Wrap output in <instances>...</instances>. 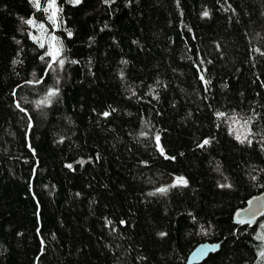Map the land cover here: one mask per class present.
Here are the masks:
<instances>
[{"label":"trees","instance_id":"obj_1","mask_svg":"<svg viewBox=\"0 0 264 264\" xmlns=\"http://www.w3.org/2000/svg\"><path fill=\"white\" fill-rule=\"evenodd\" d=\"M49 1L0 0V264H264V0Z\"/></svg>","mask_w":264,"mask_h":264},{"label":"water","instance_id":"obj_2","mask_svg":"<svg viewBox=\"0 0 264 264\" xmlns=\"http://www.w3.org/2000/svg\"><path fill=\"white\" fill-rule=\"evenodd\" d=\"M264 215V188L250 196L246 203L233 212V220L239 224L253 225ZM220 242L203 241L196 244L188 253L182 264H198L203 261L209 253L219 249Z\"/></svg>","mask_w":264,"mask_h":264},{"label":"snow or ice","instance_id":"obj_3","mask_svg":"<svg viewBox=\"0 0 264 264\" xmlns=\"http://www.w3.org/2000/svg\"><path fill=\"white\" fill-rule=\"evenodd\" d=\"M80 2H81V0H72V3H74V4H79ZM34 3H35V6H36V7H39L38 0H34ZM54 4H55V0H51L50 7H53ZM47 10H48V9H45V11H47ZM54 15H55V13H53V17H54ZM203 15H204V16H207V15H208V12L205 11V12L203 13ZM50 19H51V18H50ZM27 23H28V24H33L34 22H33L31 19H29V20L27 21ZM40 27H43V26L41 25ZM68 35L71 36V32H69ZM34 39H35V38H34ZM40 46H41V47H44V44L41 43ZM46 55H51L53 61H56L57 58L60 56V50H59L55 45H52V46H51V51H50L49 53H46ZM42 59H43V57H42ZM58 63H59L61 66H63V64H64V60H63V59H59V60H58ZM49 67H51V64L49 65ZM201 79H203V77H201ZM55 95H56V91H55V90H50L49 93L47 94V96H46L42 101H40V104H47V103H49L50 100H51V98H52L53 96H55ZM104 115H105V116H108L109 113L105 112ZM217 115H218V116H224V113H218ZM236 139H237V140H240L241 143L244 142V139H242L241 136H239V135H237ZM156 140H157V143H159V137H158V136L156 137ZM208 143H209L208 140H205V141H204V145H206V144H208ZM249 143H251V141H249ZM202 146H203V145H201V147H202ZM161 152L163 153V149H161ZM68 167H71V165H68ZM186 184H187V181H186L183 177H177V179H176V181H175V185H186ZM175 185H173V186H175ZM157 191L163 193V192L167 191V189H165V188H160V189H157ZM160 235L163 236L164 233H160ZM261 239H264V237H261ZM260 256H261L262 259H264V251H262V252L260 253Z\"/></svg>","mask_w":264,"mask_h":264},{"label":"rangeland","instance_id":"obj_4","mask_svg":"<svg viewBox=\"0 0 264 264\" xmlns=\"http://www.w3.org/2000/svg\"><path fill=\"white\" fill-rule=\"evenodd\" d=\"M34 1V0H33ZM50 4H51V0L49 1V4H48V13H47V17H50V18H54L53 17V13H55V8L54 6L53 7H50ZM34 23L31 24L32 26V37L33 38H39L41 40H44L47 36V32H46V28L44 27V25L41 23V22H37V21H33ZM43 26V27H40V26ZM50 40H51V45H53L52 43V36L50 37Z\"/></svg>","mask_w":264,"mask_h":264}]
</instances>
